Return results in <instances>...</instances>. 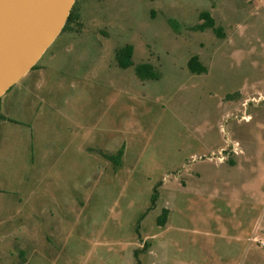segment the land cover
<instances>
[{"label": "rangeland", "instance_id": "obj_1", "mask_svg": "<svg viewBox=\"0 0 264 264\" xmlns=\"http://www.w3.org/2000/svg\"><path fill=\"white\" fill-rule=\"evenodd\" d=\"M71 10L39 60L42 77L7 93H23V114L45 100L37 133H66L81 147H21L1 164L0 264H17L18 248L26 264H264V0H75ZM201 12L216 31L193 30ZM125 45L133 66L121 69ZM192 56L205 73L188 70ZM141 63L154 79L137 78ZM115 141L131 148L113 176L98 152ZM195 171L181 195L177 178ZM45 193L79 204L52 212L65 218L53 243L51 225L28 212L48 215ZM35 231L42 242L24 243Z\"/></svg>", "mask_w": 264, "mask_h": 264}, {"label": "crops", "instance_id": "obj_2", "mask_svg": "<svg viewBox=\"0 0 264 264\" xmlns=\"http://www.w3.org/2000/svg\"><path fill=\"white\" fill-rule=\"evenodd\" d=\"M44 54V53H43ZM42 54V55H43ZM42 57V56H41ZM39 58V60L41 59ZM39 60L35 64V67L28 71L17 83L13 85V88H20L24 91L25 86L22 85L25 78L29 76V74H35L38 77H42V74L46 71L47 67H42L39 65ZM41 80L38 78V81L36 82L37 89L41 90ZM8 91V90H7ZM7 91L0 97V115L3 117V119H0V167H2V163L8 158V156L12 158L18 157L20 154L21 147H81L80 144L74 145V143H71L68 134L61 133V134H54L50 132H45L41 134V132L37 133V107L40 106L42 103L45 104V100L40 98V100L31 107L30 111H26L25 113H21L18 110L19 105H22L21 103L18 104L19 100L23 97H18L15 95H8ZM18 104V105H17ZM24 105V104H23ZM17 106V108H16ZM75 107V105H74ZM16 108V110H15ZM74 114L71 119V123L74 126L78 127V130L81 125L84 123V116L80 114V104H77V107L73 109ZM66 118L70 117V113L64 112ZM81 115V117H80ZM39 135L40 141H39ZM39 142V145H38ZM131 147H127L125 143L118 144V141H115L114 147H111L112 152H108L107 150L104 152L103 150L101 152H98L99 157L104 158L106 162H110L105 156L109 157H116L117 158V152L119 150L122 151V154L120 158L117 160V165L111 167V170L109 171L110 175L115 176L116 173H118V167H121V165L124 164V162L127 160V155L129 153ZM235 157V155H233ZM149 162V161H147ZM118 168V169H117ZM108 175V173H106ZM201 173L199 172H193V175H186L185 179L178 177L177 178V192H179L181 195H184V191L186 188H189V181H192L190 179H200ZM42 179L49 178L45 175L41 176ZM194 182V181H193ZM38 200H46L49 202L50 206L48 208H45L42 206V212L47 210L48 217L44 216V218H40L37 216L38 208L35 206H32V209L28 208V212L30 213V218L33 219V222L36 226H50L49 232H45V239L46 243H53V240H59V236L57 235V232H59L60 229H63V226L65 224V218L63 215H57L56 222L53 221L54 215L52 214L53 211L56 213H61L64 210V205H70L75 204L77 207L79 204L75 199H71L69 194H67V197L62 196L61 199L58 201V198L56 196L50 195L49 193L40 194L37 196ZM162 210H166L167 214L165 216L166 219H169L170 212L166 208H162ZM161 210V211H162ZM62 216V217H61ZM21 220V219H20ZM178 220V216H177ZM207 223V222H206ZM53 225V227H52ZM162 228H169V221L165 220L163 221V224L161 226ZM165 229V230H166ZM175 229L182 231L181 227L175 225ZM183 233V232H182ZM33 235H30L28 237H25L24 243H30V244H38L41 243V239L43 236H40L35 233H32ZM179 240V239H177ZM23 243V242H21ZM189 250L190 252H195L197 250V245H192V243L189 244ZM149 253L147 255H151V251L149 248ZM24 255V256H23ZM10 258L13 260L17 259V264H26L28 257H25V254L22 251V248H18L17 250H14V253L9 255ZM151 257H149V261H151ZM152 263V261H151ZM165 263V260L163 261Z\"/></svg>", "mask_w": 264, "mask_h": 264}, {"label": "water", "instance_id": "obj_3", "mask_svg": "<svg viewBox=\"0 0 264 264\" xmlns=\"http://www.w3.org/2000/svg\"><path fill=\"white\" fill-rule=\"evenodd\" d=\"M0 26V97L60 34L75 0H9Z\"/></svg>", "mask_w": 264, "mask_h": 264}, {"label": "trees", "instance_id": "obj_4", "mask_svg": "<svg viewBox=\"0 0 264 264\" xmlns=\"http://www.w3.org/2000/svg\"><path fill=\"white\" fill-rule=\"evenodd\" d=\"M71 11L68 15V18L65 22L64 27L62 28V31L64 30L66 24H68L72 19ZM199 20H201L202 23L200 25L196 26L193 29L194 31H203L205 29H212V30L216 31L215 27H214V21L210 17L209 13L201 12L199 14ZM115 57H116V62H117V65L119 68L126 69V68L133 66V63L131 60L132 59V48L130 45H125V46L119 48L115 53ZM34 67H35V65L32 67V69ZM187 68L193 74H201V73L206 72L205 67L203 65H201V63L198 61V58L196 56H192L189 58V60L187 62ZM134 73L137 76V78H139L141 80L154 79L156 77L155 73L153 72V68L149 64H146V63H141V64L134 66ZM0 119H3V117L1 115H0ZM121 154H122V151L119 150L117 152V155H116L117 158L115 156L114 157L105 156V158H107L110 162L113 163L114 166H116L117 160L120 158ZM154 200H155V191H153V195L151 197V203L152 204L154 203ZM166 214H167V211L162 210L161 211V219H159L161 221H158V222L163 223ZM137 264H139L138 261H137Z\"/></svg>", "mask_w": 264, "mask_h": 264}, {"label": "bare ground", "instance_id": "obj_5", "mask_svg": "<svg viewBox=\"0 0 264 264\" xmlns=\"http://www.w3.org/2000/svg\"><path fill=\"white\" fill-rule=\"evenodd\" d=\"M9 0H0V26L5 23Z\"/></svg>", "mask_w": 264, "mask_h": 264}]
</instances>
